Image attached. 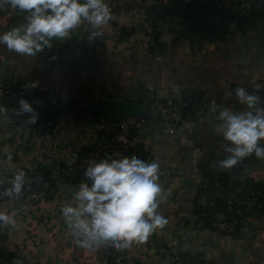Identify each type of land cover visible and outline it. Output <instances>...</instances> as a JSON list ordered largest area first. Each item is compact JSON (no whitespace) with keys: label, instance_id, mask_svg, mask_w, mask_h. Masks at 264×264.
<instances>
[{"label":"crops","instance_id":"0c3cea01","mask_svg":"<svg viewBox=\"0 0 264 264\" xmlns=\"http://www.w3.org/2000/svg\"><path fill=\"white\" fill-rule=\"evenodd\" d=\"M163 1L171 5L179 0ZM108 3L112 19L100 35L89 39L92 29L85 22L70 37L54 40L51 48L45 47L35 56L22 55L0 44V68L4 66L12 73L10 81L21 82L33 93L35 89L45 91L43 95L50 92L54 99L64 103L77 99L96 104L106 98L200 96V102L187 114L188 123L176 136L159 124H150L133 137L145 152L144 160H155L160 165L159 183L163 191L158 197L161 202L157 211L167 222L150 236L159 248H183L198 237L188 219L200 190L201 174L196 169H201L200 162L210 156L213 163L229 155L224 151L229 142L214 129L220 123L219 107L213 115L205 112L203 103L211 96L232 97L227 95L228 91L234 94L238 86L246 87L254 81L264 83V21L240 28L227 15L217 33L204 39L189 26L180 24L177 17L156 23L149 9L160 5L162 0H108ZM23 21V12L12 8L8 0H0V31ZM154 31L159 32L160 44L154 42ZM0 78L5 79L1 75ZM33 83L35 88L31 86ZM237 107L236 111L243 105L238 103ZM62 141L66 147V135L47 146ZM46 143L31 130H13L0 124V172L11 180L15 173H7L5 163L8 159L15 172L18 158L26 168L35 163L33 171L44 169ZM185 162L194 171L184 174ZM253 165H259L258 175H262L264 159ZM73 190L62 186L55 197L0 202V210L13 214L15 220V225H0V252L22 255L30 260L29 264L101 262L105 250L112 252L111 245L80 247L61 215V205L72 199ZM204 200L201 196L200 204ZM241 231L236 239H209L210 244L204 247L208 255L204 264H264V217L249 220ZM137 247L138 243L133 242L124 253ZM149 257L151 264H167L155 246L149 248Z\"/></svg>","mask_w":264,"mask_h":264},{"label":"built area","instance_id":"2783aa9c","mask_svg":"<svg viewBox=\"0 0 264 264\" xmlns=\"http://www.w3.org/2000/svg\"><path fill=\"white\" fill-rule=\"evenodd\" d=\"M209 1L211 0H179L176 5L181 8L184 3ZM221 4L235 11L244 12L253 4L264 6V0H221ZM245 88L261 96L258 91L264 89V83L254 81ZM22 97L28 99L38 113L36 123L28 122L29 113L20 112L19 100ZM189 97L191 95L177 94L174 102L171 98L165 102L152 99L151 102L146 103L148 110L144 116L107 118L103 114L80 115L77 110H67L57 104H48L42 98L29 95L26 89H14L9 80L0 78V105L5 109L0 112V124L13 130L23 128L31 130L33 135L47 142L45 145L47 159L44 160L43 166L48 171V179L41 185L29 186L27 176L35 172L33 170L36 164L32 163L30 165L32 167L26 168L22 159L18 158L15 164L18 169L15 172L22 169L25 173L22 192L12 197L0 195V202H12L15 199L24 198L42 199L47 192L51 197H55L62 186L74 188L81 179H84V169L92 158L100 159L104 156L112 158L116 155V151L123 152L122 156L116 155L121 158L132 156L141 158V145L133 139L134 133L146 129L150 124H159L170 135L176 136L189 121L177 104H186L187 102L183 99ZM213 102L217 108L220 105H229L234 111L238 109L234 94L229 98L214 96L207 98L203 103L206 113L214 115L215 112L211 110ZM191 103L193 106L197 104L195 101ZM62 135L64 137L66 135V141H68L66 147L63 141L52 147L47 146L56 143L57 138ZM260 143L264 144V140ZM85 147H90L88 152L85 155H79ZM256 158L254 154L245 157L227 169L221 168L218 163L223 156L210 163V168L214 172L217 173L220 170L225 172L224 185L218 180L204 178L202 170L196 169L198 174H201L200 190L197 193V205H191L188 219L197 233V240H189L183 248L174 247L165 250L164 247L159 248L149 235L147 240L138 243L137 250L129 248L123 255H115L110 250H105L103 260L98 264H151L148 250L153 246L158 248L159 255L167 264H203L208 256L204 247L210 244L209 239L213 241H220L226 237L236 239L242 233L241 230L246 222L264 217V169L261 171L262 175H258L259 165H253V162L258 164L262 159L257 161L258 158ZM245 163L248 164L245 165ZM5 164L7 173L9 171L15 173L8 159ZM184 167V174L194 171L192 165L186 166V162ZM77 169L82 171V175L74 181V173ZM0 173V193H2L5 188L11 186V180L4 176L3 172ZM247 178L252 179L253 184L246 183ZM201 196L205 197L203 204H200ZM4 253L7 252L4 251ZM29 263L30 260L22 255H4L0 252V264Z\"/></svg>","mask_w":264,"mask_h":264},{"label":"clouds","instance_id":"9594fccd","mask_svg":"<svg viewBox=\"0 0 264 264\" xmlns=\"http://www.w3.org/2000/svg\"><path fill=\"white\" fill-rule=\"evenodd\" d=\"M12 8L24 13L19 25L0 31V44L25 56H35L54 40H63L73 30L87 22L92 31L89 39L101 34L112 19L108 0H8ZM54 58V57H53ZM36 87L35 83L31 85ZM228 96L233 95L229 90ZM243 108L234 111L220 105L214 125L229 143L224 151L229 155L218 163L227 169L241 159L255 155L264 159V99L243 86L234 90ZM20 112L29 113V123H36L38 113L26 98L19 100ZM5 109L0 105V112ZM217 111L213 102L211 109ZM9 159L11 156L9 155ZM81 179L74 186L72 199L61 205V215L77 245L95 249L111 245L126 248L140 243L167 220L157 211L162 187L159 183L160 165L138 156L121 158L113 155L89 159ZM25 173L21 169L11 177V186L0 195L12 197L22 192ZM15 225L13 214L0 210V225Z\"/></svg>","mask_w":264,"mask_h":264},{"label":"trees","instance_id":"16d2710c","mask_svg":"<svg viewBox=\"0 0 264 264\" xmlns=\"http://www.w3.org/2000/svg\"><path fill=\"white\" fill-rule=\"evenodd\" d=\"M149 11L153 14L152 19L156 21V23L172 20L173 17L174 18L177 17L179 18L178 22L180 24L189 26L194 32L199 33L200 37L204 39H210L215 33H217V31L220 29V27L224 22L223 21L224 17L227 15L229 16L230 21H235L237 26H239L240 28L252 27L256 25L258 22L264 21V6L262 5L253 4L244 12H240L230 8L228 9V7L221 4V0H211L209 2L184 3V5L181 8H178L176 4L168 5L167 3H164V1L162 0V3L160 5L156 6L155 8L149 9ZM158 35L159 32L154 31L153 39L155 43L160 44ZM9 82L14 89H20V88L26 89V87H23V84L19 81L9 80ZM44 92L45 91H37L35 89L33 96L42 98ZM258 92L261 94L260 97L264 99V89ZM171 99L173 102L176 101L175 98H171ZM151 100L152 99L140 98L134 101L149 103L151 102ZM156 100L160 102H165L167 99H156ZM183 100H185L187 103L177 104V105L180 109H182L184 117H186L187 114L191 113L194 109L191 102L194 101L197 103L200 102V96L191 94V97L184 98ZM53 104L56 105V103ZM73 104H74L73 100H67L64 103V108L67 110H77L73 108ZM79 114L81 115V113ZM93 114L102 115V113L99 111L98 105L95 107V111L93 112ZM103 116L107 118H113L107 115H103ZM89 149L90 147L83 148L79 153V155H85ZM140 153H141V158L144 159L145 152L142 147H140ZM116 155L122 156L123 152L116 151ZM108 158L111 159V157ZM210 161H211V156L207 158V160L200 162L202 176L209 180H218L222 185H224L226 181L225 172L220 170L216 173L213 170H211ZM246 164L248 163H245V165ZM80 175H82V171L80 169H77L76 172L74 173L75 176L74 181H77ZM47 179H48V171H46L45 169H37L34 173L27 176V184L29 186L41 185ZM245 181L248 184H253V181L250 178H247ZM49 197L50 195L47 192L45 194V198H49ZM2 254L5 255V253ZM7 255H12V254L8 253Z\"/></svg>","mask_w":264,"mask_h":264},{"label":"water","instance_id":"95a60500","mask_svg":"<svg viewBox=\"0 0 264 264\" xmlns=\"http://www.w3.org/2000/svg\"><path fill=\"white\" fill-rule=\"evenodd\" d=\"M0 75L7 80H11L13 75L4 66L0 68ZM29 95H33V90L29 88L27 90ZM43 101L48 104L56 103L59 107H63L64 102L60 99H54L52 94L49 92L42 97ZM99 111L103 115L114 116V117H131V116H144L147 113L148 107L144 102H137L130 99H100L97 101ZM193 107H196L194 105ZM73 108L81 114H91L95 111V106L92 103L81 102L77 99ZM125 248H114L111 246V251L115 255H123Z\"/></svg>","mask_w":264,"mask_h":264},{"label":"rangeland","instance_id":"374dc122","mask_svg":"<svg viewBox=\"0 0 264 264\" xmlns=\"http://www.w3.org/2000/svg\"><path fill=\"white\" fill-rule=\"evenodd\" d=\"M98 105V103L94 104V106L96 107Z\"/></svg>","mask_w":264,"mask_h":264}]
</instances>
